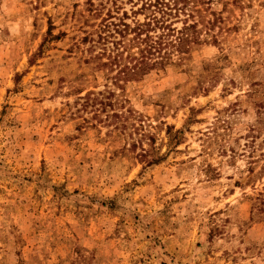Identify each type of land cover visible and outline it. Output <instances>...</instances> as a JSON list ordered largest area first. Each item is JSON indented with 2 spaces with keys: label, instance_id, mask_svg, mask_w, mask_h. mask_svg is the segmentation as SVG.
<instances>
[{
  "label": "rangeland",
  "instance_id": "1",
  "mask_svg": "<svg viewBox=\"0 0 264 264\" xmlns=\"http://www.w3.org/2000/svg\"><path fill=\"white\" fill-rule=\"evenodd\" d=\"M205 1L129 78L139 0H0V264H264V0Z\"/></svg>",
  "mask_w": 264,
  "mask_h": 264
},
{
  "label": "trees",
  "instance_id": "2",
  "mask_svg": "<svg viewBox=\"0 0 264 264\" xmlns=\"http://www.w3.org/2000/svg\"><path fill=\"white\" fill-rule=\"evenodd\" d=\"M139 1L141 6L136 13L145 15L144 21L136 20L134 25L124 21L104 24V31H111L112 35L117 34L121 37L115 43L116 63L122 65L125 61L122 54L128 52L127 59L132 65L127 64L123 68L129 78L164 66L174 55L181 60L191 44L201 42L203 29L200 28V24H203V21L198 18L202 14L201 7L207 3L205 0ZM178 22H181L182 26H178ZM203 28H206L209 35L212 28L204 24ZM127 37L128 44H125L123 41ZM212 39L214 43H218L217 36H212Z\"/></svg>",
  "mask_w": 264,
  "mask_h": 264
}]
</instances>
